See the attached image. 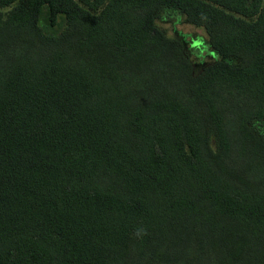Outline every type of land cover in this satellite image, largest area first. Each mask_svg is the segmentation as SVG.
<instances>
[{
	"label": "trees",
	"instance_id": "1",
	"mask_svg": "<svg viewBox=\"0 0 264 264\" xmlns=\"http://www.w3.org/2000/svg\"><path fill=\"white\" fill-rule=\"evenodd\" d=\"M0 264H264V0H0Z\"/></svg>",
	"mask_w": 264,
	"mask_h": 264
},
{
	"label": "rangeland",
	"instance_id": "2",
	"mask_svg": "<svg viewBox=\"0 0 264 264\" xmlns=\"http://www.w3.org/2000/svg\"><path fill=\"white\" fill-rule=\"evenodd\" d=\"M160 24L167 29L169 35L175 36L184 44L192 60L193 75H199L206 66L218 59L216 51L208 42L204 27L188 23L180 14L162 16Z\"/></svg>",
	"mask_w": 264,
	"mask_h": 264
}]
</instances>
